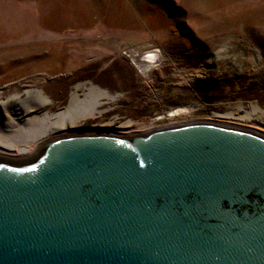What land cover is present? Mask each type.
Returning <instances> with one entry per match:
<instances>
[{"label":"water","instance_id":"95a60500","mask_svg":"<svg viewBox=\"0 0 264 264\" xmlns=\"http://www.w3.org/2000/svg\"><path fill=\"white\" fill-rule=\"evenodd\" d=\"M0 264H264V136L199 120L0 158Z\"/></svg>","mask_w":264,"mask_h":264},{"label":"rangeland","instance_id":"374dc122","mask_svg":"<svg viewBox=\"0 0 264 264\" xmlns=\"http://www.w3.org/2000/svg\"><path fill=\"white\" fill-rule=\"evenodd\" d=\"M90 87L107 94L93 115L10 150L199 120L264 135V0H0V137Z\"/></svg>","mask_w":264,"mask_h":264},{"label":"bare ground","instance_id":"6f19581e","mask_svg":"<svg viewBox=\"0 0 264 264\" xmlns=\"http://www.w3.org/2000/svg\"><path fill=\"white\" fill-rule=\"evenodd\" d=\"M100 96H107V94L105 91H101L98 88L90 87L85 92L84 97L80 101L75 96H72L66 110L57 112L55 114H47L45 112L42 117H37V118L33 117L34 119H31V118L26 119L24 126L26 125L29 127L26 128L24 126H19L18 128H16V130L19 131V133H25V135H27L29 133V130H30L31 134L29 136H27L24 140H22V139L11 140L10 139V136L12 137L11 134H9V133H7L6 135L3 134L0 137V158L11 159V160L25 159V158L29 157L31 155V153L33 154L36 150H38L45 143H47L51 140H54L56 138L69 135V134H65L62 136H57V137H55L49 141L44 142L43 144L38 146L35 150L31 151V153L27 152V153H25V155H22V156L16 155L15 153L12 152L13 150H10V148H12V147H18L19 152H21L22 149H25V148H23L24 147L23 145L26 143L28 144L27 140L32 136V134L39 133L41 131L39 134L36 135L39 137L40 135L51 133L52 130L53 131L54 130H61L66 126L67 123L69 125L73 126L78 121H80L81 119H85L87 116H89L91 114L93 115V113H95L98 110L97 105L100 103V99H99ZM44 101L45 100H43V99H38L35 103L34 102L33 103H34V106L35 105L36 106H43L45 103ZM22 102L24 103V104H22L24 108H29L31 105V104H28L26 102V99L23 100ZM184 111H185L184 109H176L175 111H172L169 114L175 115V114H180ZM33 121L38 122V123H36V124H39L38 128H30V126L32 124H35V123H33ZM207 122L215 123V124H219V125H223V126L242 128L240 126L231 125V124L222 123V122L213 121V120H208ZM154 129H156V128H154ZM243 129H246V128H243ZM150 130H153V129H150ZM247 130H250V129H247ZM147 131H149V130H147ZM250 131H252V130H250ZM143 132H146V131L134 132V133H130V134H118V133H114V132L112 133V132H104V131L87 132V133H90V134L96 133V134H104V135H111V136H127V135H132V134H139V133H143ZM253 132H256V131H253ZM3 147H5V148H3Z\"/></svg>","mask_w":264,"mask_h":264},{"label":"built area","instance_id":"2783aa9c","mask_svg":"<svg viewBox=\"0 0 264 264\" xmlns=\"http://www.w3.org/2000/svg\"><path fill=\"white\" fill-rule=\"evenodd\" d=\"M145 59H147L148 60V62L149 61H152L153 59H154V54H147V56H145Z\"/></svg>","mask_w":264,"mask_h":264}]
</instances>
